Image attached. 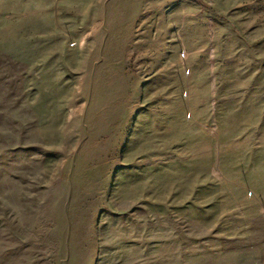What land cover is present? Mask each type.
Returning a JSON list of instances; mask_svg holds the SVG:
<instances>
[{"label":"rangeland","instance_id":"rangeland-1","mask_svg":"<svg viewBox=\"0 0 264 264\" xmlns=\"http://www.w3.org/2000/svg\"><path fill=\"white\" fill-rule=\"evenodd\" d=\"M0 264H264V0H0Z\"/></svg>","mask_w":264,"mask_h":264}]
</instances>
